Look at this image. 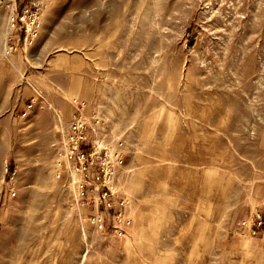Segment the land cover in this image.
Returning a JSON list of instances; mask_svg holds the SVG:
<instances>
[{
  "label": "rangeland",
  "instance_id": "374dc122",
  "mask_svg": "<svg viewBox=\"0 0 264 264\" xmlns=\"http://www.w3.org/2000/svg\"><path fill=\"white\" fill-rule=\"evenodd\" d=\"M31 1L7 58L0 12V264H264V0ZM75 100L123 143L121 239L57 178Z\"/></svg>",
  "mask_w": 264,
  "mask_h": 264
},
{
  "label": "built area",
  "instance_id": "2783aa9c",
  "mask_svg": "<svg viewBox=\"0 0 264 264\" xmlns=\"http://www.w3.org/2000/svg\"><path fill=\"white\" fill-rule=\"evenodd\" d=\"M7 9L16 36L14 41L10 39L6 58L19 46L32 44L41 28L38 3L22 5L21 0H0V12ZM74 104L75 113L68 124H61L55 145L57 178L71 181L77 187V203L92 209L88 222L95 230L109 231L121 239L132 225L127 215L128 200L117 195L118 176L125 165L123 143L111 145L110 122L94 105L78 100ZM76 173L81 175L80 179ZM252 226V235L257 236L264 230V215L256 213Z\"/></svg>",
  "mask_w": 264,
  "mask_h": 264
}]
</instances>
